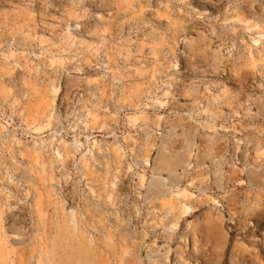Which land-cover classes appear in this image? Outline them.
Instances as JSON below:
<instances>
[{"label":"rangeland","instance_id":"1","mask_svg":"<svg viewBox=\"0 0 264 264\" xmlns=\"http://www.w3.org/2000/svg\"><path fill=\"white\" fill-rule=\"evenodd\" d=\"M201 102L208 156L229 146L224 190L130 212L133 128ZM261 163L264 0H0V264H151L153 250L174 264L186 219L212 207L228 244L219 259L201 237L198 264H229L234 241L239 264H258Z\"/></svg>","mask_w":264,"mask_h":264},{"label":"built area","instance_id":"2","mask_svg":"<svg viewBox=\"0 0 264 264\" xmlns=\"http://www.w3.org/2000/svg\"><path fill=\"white\" fill-rule=\"evenodd\" d=\"M78 100V97H73L69 102V110L65 113L67 118L73 116ZM202 104L170 109L158 127L137 124L133 128V141L126 145L127 164L132 177L126 195L130 212L135 209L148 213L158 210L156 204L160 193L172 194L186 188L195 196H218L224 190L219 181L224 179L227 171L229 146L223 142L208 156ZM68 128L72 132L75 130ZM148 144L152 145L150 154L147 153ZM160 151L168 156H185L186 161L170 171L157 169L156 157ZM138 175H145L143 184ZM154 177L161 180L158 188L150 185ZM135 196L141 199V205L135 204Z\"/></svg>","mask_w":264,"mask_h":264},{"label":"bare ground","instance_id":"3","mask_svg":"<svg viewBox=\"0 0 264 264\" xmlns=\"http://www.w3.org/2000/svg\"><path fill=\"white\" fill-rule=\"evenodd\" d=\"M207 136L209 137L210 135H207ZM173 157L175 158V156ZM169 159L170 158L169 156L166 155V153H164L163 151L162 152L160 151L156 157L157 169L170 171L171 167L169 166L170 167L169 169L166 163L167 160ZM176 159H178L177 161H179L182 164L185 163V159L183 160V157L181 156L180 158H175V160ZM165 165L167 166V168L165 167ZM250 170L253 173L264 172V163L250 166ZM259 181L263 182L264 178L259 179ZM150 185L153 188H158L161 186V180L157 177H154L153 179H151ZM257 185L260 186L259 183ZM183 189H186V188H182L181 190ZM177 192L174 194H177ZM189 193L191 192L189 191ZM215 201L216 203L218 202V200H215ZM182 206L184 207V210H185V216L190 215L196 211L194 210L193 206L187 203L183 202ZM172 208L173 207L171 206L167 209L166 211L167 214L172 212ZM165 231L166 233L171 234V235L174 233V227L171 224V220H169L168 225L165 227ZM183 233H184L183 238H181L180 240L181 243H179L174 249L176 252V258H175L174 264H198L201 256L197 249H198V246L200 245L199 240L201 239V237L204 238L205 240L204 242L205 250H208L210 248L213 249L220 256L219 259H222V257L224 256L226 248H227V244H228V233L225 230L224 216L220 212V210L215 209L213 207L210 209L205 208L200 213H198L194 218L186 219L183 225ZM240 244H241L240 242L234 241L233 244L231 245L229 264H239V260L241 259L240 254L242 252L239 250ZM153 251H154V253H152L153 256L151 255V258H150L151 264H171V260L169 257V250L164 253H161L159 250H153ZM243 251L246 252V251H249V249H244ZM207 259L209 260V258ZM253 260L256 261V263L258 264H264V262H262L264 259L259 254L255 255ZM211 261L209 260V262ZM213 263L215 262H211V264Z\"/></svg>","mask_w":264,"mask_h":264}]
</instances>
